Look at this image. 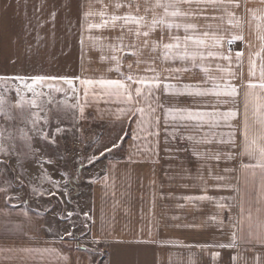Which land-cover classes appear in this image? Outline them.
<instances>
[{
	"label": "crops",
	"instance_id": "0c3cea01",
	"mask_svg": "<svg viewBox=\"0 0 264 264\" xmlns=\"http://www.w3.org/2000/svg\"><path fill=\"white\" fill-rule=\"evenodd\" d=\"M116 2L117 0H0V75L120 78L116 71L109 70L114 68L115 62L110 59L113 53L104 47L115 42L113 38L121 34L119 27L89 31L85 24L84 43L81 45L82 13L89 10L99 11L104 5H110L109 13L116 11L117 14H122L127 10H115L111 7ZM141 4L143 5V0ZM246 9H252L259 15L264 10V0H242L241 7L233 10L240 20L239 27L228 23V17L223 10L209 9L207 20L203 17L176 18L177 22L197 24L198 31L203 30L199 26L212 25L210 31H216V26H219L217 34L223 36L225 41L231 34L243 35L242 41H236L231 46L225 42L220 49L227 53L231 47L233 53L243 51L245 54L243 67L235 66L233 59V71L237 73V78L232 83L238 87L246 85L250 79L249 53L260 49L255 30L256 22H248L251 17ZM53 12L56 14L54 20L51 18ZM213 16L217 18L212 19ZM221 16L224 17L223 20L219 19ZM99 21L98 16L87 20L89 23ZM169 35L183 37L185 33L183 29L173 28L169 31L165 25L163 29L158 27L153 31L150 39L167 43ZM89 36L106 39L94 47L88 39ZM133 42L139 46L135 37L126 34L125 43ZM102 56L108 58L102 60ZM137 59L148 63L137 66ZM217 62L226 63L211 58L205 61L210 69L208 76L220 75L215 70ZM130 63L133 72L145 74L144 69L152 66L162 78L168 75L166 69L169 68L190 69L179 74V81L172 80V83H195L207 78L199 67L192 66L191 60H163L162 49L159 47L155 51L151 47L143 48L139 57L129 54L126 49L122 56L121 72L127 73V65ZM199 63L197 58V64ZM259 63L257 60L258 68ZM258 68L256 76L251 78L253 82H259ZM5 87L9 89L4 93L8 104H15L18 97L11 90L15 85L0 84V92ZM24 95L31 98L30 93ZM53 95L55 103L49 105L53 118L52 129L56 127L57 100L63 98L65 101L71 100L72 104L77 103L71 92L67 96L63 93ZM157 95L159 103L165 107H187L202 103L194 101L192 97L165 96L162 89ZM80 98L83 101L82 91ZM206 100L208 105L203 110L213 111L212 105L216 104V98L209 96ZM118 107L120 105L115 101L107 104L103 101L99 104L90 101L84 109L83 117L92 116L97 124L106 126L105 135L109 141L105 144L106 147L110 148L112 143L127 132L121 146L114 150L117 151V158L109 159L106 153L98 162L84 170L87 179L81 188L80 197L84 213L91 216V220L84 217L88 238L92 243L98 241L95 244L105 251L104 258H97L94 252L84 246L73 248L64 245L60 237L69 231L70 224L59 218L58 208L56 214L47 211V206H43L44 200L39 201L41 210L34 207L36 202L30 199L20 202L18 192L9 182L7 168L0 166V264H264V246L255 240L242 241L239 233L232 247H220L232 242L234 229L229 226L228 217L230 214L234 218L238 217L240 196L233 188L213 186L221 183L231 184L235 188L246 187L244 174L240 171L241 164L249 162L247 156L240 155V128L244 118L243 88L235 101L216 105L220 111L229 108L238 111L237 117L228 122L231 128L225 126L223 121H219L217 127L210 128L206 124L200 129L177 125L174 138L171 135V123L167 126L168 134L164 132L166 126L163 121V108H158L156 112L160 116L159 137H144L138 130L136 118L129 120L126 116H119L116 112ZM73 110L75 119L81 120L79 110ZM133 129H137L139 139L133 140ZM148 130L154 131L151 127ZM229 132L235 133V147L232 144L218 143L221 139L228 140ZM205 133H208V139L212 142H197ZM189 135L196 139L188 140ZM181 136L185 138L181 139ZM216 153L221 154L219 160L213 158ZM93 154L99 155L95 151ZM227 154H231L232 158H228ZM106 175L107 181L104 179ZM215 176H223L225 179L216 181L212 178ZM196 195L232 197L231 213L227 209H218L215 200L188 202L183 199L185 196ZM7 197L12 198L6 199ZM244 199L247 201V195ZM66 205L62 204L61 209ZM255 207L253 205L252 208L254 219L258 216ZM247 209L246 202L245 217L248 215ZM25 211L27 216L23 215ZM213 216L216 217L215 220L212 219ZM190 224L195 226H184ZM243 227L247 240L248 224L245 223ZM256 228L257 225L254 224L253 229ZM8 248H48L53 251L33 253L31 258L23 260L21 258L25 256L24 253L14 252L11 254L17 259L9 261L4 259V250ZM214 253L218 255L214 257Z\"/></svg>",
	"mask_w": 264,
	"mask_h": 264
},
{
	"label": "snow or ice",
	"instance_id": "6c2138e0",
	"mask_svg": "<svg viewBox=\"0 0 264 264\" xmlns=\"http://www.w3.org/2000/svg\"><path fill=\"white\" fill-rule=\"evenodd\" d=\"M242 0H117L114 5H111L115 10L127 9L122 14H117L116 11L109 13L108 8L110 5H104L99 11H85L82 13L81 21V45L83 46V31L85 24L87 30L93 29H116L119 27L120 35L113 38L114 43L104 45L109 49L113 55L110 59L115 62L114 70L118 73L120 78L109 79L101 76L99 78H82L80 76H66V75H0V84H14L15 87L11 90L15 91L18 99L15 104L9 105L4 93L9 91L7 87L0 92V117L3 118L4 124H0V154L6 157H17V165L21 168V176L23 175V165L20 162V157L28 158L29 156L35 158L40 156L46 145L57 146V135L66 131L65 128L57 126L54 129L50 128L51 109L49 105L55 103L54 93H63L65 96L69 92L76 98L77 103L67 106L72 109H78L80 118L84 117V109L91 102L99 104L103 101L105 104L115 101L120 107L116 109L119 116H126L129 120L136 118L139 132L144 136L159 137L160 129V116L156 115L158 108H163V121L165 124L164 132L168 134V125H173L171 135L173 138L176 135L177 128H203L204 125L209 127L219 126V121H223L225 126L231 128L228 122L235 119L238 111L229 108L226 111H220L217 104H227L235 101L240 95L241 88H243V107L244 118L240 128V135L242 137L240 142L241 156H247L249 162L242 163L240 171L244 174V189L235 188L231 184L217 183L213 187L233 188V191L240 196L239 200V213L238 217L234 218L231 214L228 217L229 226L234 231L232 233V242L228 245H220V247H232L238 238L244 242H252L264 246V10L257 15L252 9H246L251 19L248 21L252 23L255 21V30L257 32V39L260 41V49L255 52H250L248 56V74L249 82L246 85L238 87L232 83V80L237 78V73L233 71V59H235V66L243 67L244 52H232L231 47L228 48L227 53L221 51L223 44L226 42L231 46L236 41H242L243 35L240 33L231 34L225 41L224 37L218 35L219 26H216V31H210L212 25L199 26L202 31H198V25L191 22H177L176 18L187 17H203L208 19L207 12L211 10H223L228 17V23L235 24L236 27L240 26V20L236 16V12L241 7ZM195 5V8H193ZM187 6V7H185ZM143 7V14L141 9ZM55 12L52 13L51 18L55 19ZM98 16L100 21L98 23L87 22L88 18ZM217 17L213 16L212 19ZM223 16L219 19L223 20ZM171 29H183L185 35L180 37L178 35H169V42L164 43L161 41H154L150 39V34L158 27L163 29L165 26ZM133 36L136 38L137 43H125V36ZM88 39L92 41L95 47L98 42L103 39L99 36H89ZM250 47V45H248ZM153 51L156 48L162 49V59L173 60L179 58L180 60H191L192 66L199 67L202 72L207 76L206 79L197 81L195 83H172V80L179 81V74L189 71L188 68H169L166 69L168 75L161 77L160 73L152 67L148 66L144 69L145 74H140L139 71H132V64H128V72H121L122 56L125 50L128 53L139 57L141 49L149 48ZM108 57L102 56L101 59ZM197 58L200 63L197 64ZM216 61H224L226 63L215 64V70L220 74L219 76H208L209 67L206 66L205 61L209 59ZM257 60L260 61L259 68ZM137 66L141 63H148L137 59L135 61ZM257 68L259 70V82H253L251 78L256 76ZM150 73V74H149ZM242 78V76H241ZM211 85V86H209ZM66 86V87H65ZM46 89V91H45ZM162 89L165 96H184L192 97L194 101L202 103H194L187 107H165L159 103V96L157 92ZM83 93V101H81L80 93ZM30 93L31 98H27L24 94ZM215 97L216 104H213V111L203 110L208 105L207 97ZM222 97L226 99H221ZM46 98V99H43ZM155 103V106L153 104ZM19 109L20 111L13 114V111ZM43 113V115H42ZM58 123V122H57ZM154 131H149V128ZM127 136V132L119 137V140L111 144V147L100 145L103 151L99 148L96 151L99 155H91L87 158V163L81 160V170L91 164L98 162L106 153H110L121 146V143ZM228 140L221 139L218 143L232 144L235 147V133H228ZM34 138L46 142L37 147L34 144ZM137 129H133V140L139 139ZM181 136V139H184ZM115 139V138H113ZM188 140L196 139V137L189 135ZM17 140L22 141L21 145H17ZM199 143H211L208 139V133L198 139ZM139 154V152H137ZM194 154L198 155V153ZM228 158H232L231 154H227ZM216 160L221 158L220 153H216L213 157ZM37 163L43 165L44 163L52 164L51 159L44 160L38 159ZM8 161H0V166L4 169L7 168ZM228 171V169H225ZM65 175V173H61ZM211 176V171H209ZM45 178L57 189L59 183L52 181L50 177L45 174ZM202 178V176H201ZM216 181H223V176L212 177ZM108 179L107 175L104 178ZM19 186H23V179L17 178ZM32 191L36 195H43L44 191L33 188ZM253 192L255 198L253 199ZM49 196L55 195V192L48 193ZM247 195V201L244 197ZM7 197L6 199H11ZM184 200L188 202L194 201H212L215 200L216 206L220 210L227 209L231 213L233 208L232 197H212L208 195L185 196ZM248 204V215L245 217V203ZM255 205V211L258 214L257 218H253L252 208ZM12 207H15L13 205ZM24 216L28 213L25 211ZM73 213L69 212L68 217ZM84 217L91 220L89 213H84ZM216 219L215 216L212 217ZM248 224L247 236L245 240V229L243 225ZM223 222L221 221V225ZM257 225L256 230L253 225ZM185 227H194L195 225H184ZM73 233L70 231L61 236L63 240L65 237L71 238ZM98 243V241H93ZM83 247V246H81ZM5 251L6 260H15L17 257L12 255L14 252L24 253L25 256L21 259L31 258L33 253H45L53 251L52 249H34V248H8ZM218 253H214L215 257ZM67 259L66 257H62ZM236 257H233L235 260Z\"/></svg>",
	"mask_w": 264,
	"mask_h": 264
},
{
	"label": "rangeland",
	"instance_id": "374dc122",
	"mask_svg": "<svg viewBox=\"0 0 264 264\" xmlns=\"http://www.w3.org/2000/svg\"><path fill=\"white\" fill-rule=\"evenodd\" d=\"M73 105L72 101H65L63 98L57 100L56 107V127L61 126L66 129L65 132L57 135V146L46 145L44 152L35 158L29 156L28 158L20 157V162L23 165V175L21 176V168L17 165V157H6L0 154V161H8L7 170L11 186L18 192L20 202L30 199L35 201L34 207L42 209L39 201L44 200V205L47 206V211L59 214L60 219H65L64 222L70 224L69 231L72 232L71 238L65 237L61 240L64 245L78 248L86 247L89 251L94 252L97 258L103 259L105 251L99 245L90 242L88 238L87 225L84 218V209L82 208L81 188L86 182L85 168L80 167L81 160L87 163V158L92 155L94 148H99L101 144L109 141L106 139V126L97 124L92 120V116L84 119H75L74 110L70 107ZM13 114L20 110L15 109ZM18 111V112H17ZM43 115V114H42ZM53 118L50 120V127H53ZM58 122V123H57ZM0 124H4L3 118L0 117ZM23 142L17 140V145ZM34 144L39 147L41 144H46L34 138ZM122 144V143H121ZM109 159L118 157L117 151H112L106 155ZM38 159L53 161L52 164L44 163L42 166L37 163ZM56 161V162H55ZM80 167V168H79ZM65 175H61V173ZM45 174L51 178L52 181L59 183V189L55 188ZM23 179V186H19L17 178ZM35 188L38 191L43 190V195H36L32 191ZM55 192V195L49 196L48 193ZM67 204L64 209H61L62 204ZM41 206V207H40ZM71 206V207H70ZM60 208V209H59ZM70 208V209H69ZM45 211V210H44ZM73 215L68 217V213ZM56 213V214H57ZM64 233V234H65ZM64 234L62 236H64Z\"/></svg>",
	"mask_w": 264,
	"mask_h": 264
},
{
	"label": "built area",
	"instance_id": "2783aa9c",
	"mask_svg": "<svg viewBox=\"0 0 264 264\" xmlns=\"http://www.w3.org/2000/svg\"><path fill=\"white\" fill-rule=\"evenodd\" d=\"M80 168V167H79ZM63 240H65V239H63Z\"/></svg>",
	"mask_w": 264,
	"mask_h": 264
}]
</instances>
